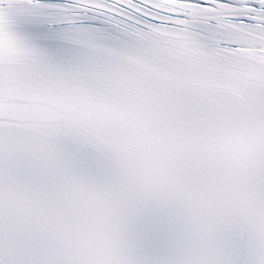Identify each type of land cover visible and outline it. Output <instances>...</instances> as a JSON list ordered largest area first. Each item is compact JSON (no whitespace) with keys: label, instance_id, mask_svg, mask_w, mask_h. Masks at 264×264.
Returning a JSON list of instances; mask_svg holds the SVG:
<instances>
[{"label":"snow or ice","instance_id":"snow-or-ice-1","mask_svg":"<svg viewBox=\"0 0 264 264\" xmlns=\"http://www.w3.org/2000/svg\"><path fill=\"white\" fill-rule=\"evenodd\" d=\"M0 264H264V0H0Z\"/></svg>","mask_w":264,"mask_h":264}]
</instances>
